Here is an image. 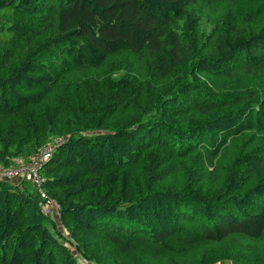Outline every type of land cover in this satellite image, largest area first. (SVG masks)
Segmentation results:
<instances>
[{"label":"trees","instance_id":"16d2710c","mask_svg":"<svg viewBox=\"0 0 264 264\" xmlns=\"http://www.w3.org/2000/svg\"><path fill=\"white\" fill-rule=\"evenodd\" d=\"M56 138L0 264H264V0H0V168Z\"/></svg>","mask_w":264,"mask_h":264},{"label":"built area","instance_id":"2783aa9c","mask_svg":"<svg viewBox=\"0 0 264 264\" xmlns=\"http://www.w3.org/2000/svg\"><path fill=\"white\" fill-rule=\"evenodd\" d=\"M60 143L59 138L52 139L50 142L42 145L35 153L26 158V160L17 158L13 164L2 168L0 175V177L5 179L21 178L29 181L44 198V211L52 214L57 213L58 205L42 191V176L40 170L50 159L53 149L60 145Z\"/></svg>","mask_w":264,"mask_h":264},{"label":"rangeland","instance_id":"374dc122","mask_svg":"<svg viewBox=\"0 0 264 264\" xmlns=\"http://www.w3.org/2000/svg\"><path fill=\"white\" fill-rule=\"evenodd\" d=\"M203 27H204V29H210V28H212V25H206V26H205V23H204ZM112 65H113L114 67L121 68V67L124 66V63H123V61H122L121 58H118V59H115V60L112 62ZM112 65L110 64V66H112ZM88 74H89V72H88ZM112 74H113V75L108 76V75H106V71H105V70H101V69H100V70L97 71L95 74H91V75H90V78H91V80H92L93 82L97 79V82L99 83V86H100V87H104V86H106V83H105L106 80H107V79H109V80H113V79H115V78H118L119 72H118V73H116V72H112ZM78 76H79V73H78L77 75H75L74 77L70 78L69 83L66 84V87H63V88H62L63 93L70 95V94H72V93H76V92H78V91H76V90H73L74 88H76V86L72 84V83L74 82V80H75ZM78 87H80V88H84V86H78ZM79 93H80V92H79ZM70 96H71V95H70ZM71 97H72V96H71ZM79 97H81V95H80ZM52 99L55 100L56 98H52ZM85 99H86V98H85ZM61 100H62V99L58 100L59 107L64 105V103L61 102ZM26 158H27V157H26ZM26 158H22V159H25V160H26ZM1 169H2V168H0V175H1V173H2ZM20 179H21V178H20ZM16 180H17V179H16ZM21 180H23V179H21ZM18 181H19V180H17L16 182H18ZM213 264H230V263H227V261H226V262H225V261H217V262H215V263H213Z\"/></svg>","mask_w":264,"mask_h":264}]
</instances>
